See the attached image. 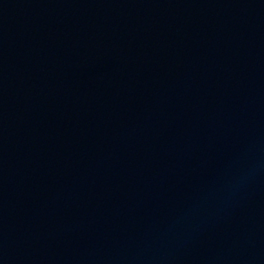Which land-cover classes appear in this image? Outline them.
<instances>
[{
  "label": "water",
  "instance_id": "1",
  "mask_svg": "<svg viewBox=\"0 0 264 264\" xmlns=\"http://www.w3.org/2000/svg\"><path fill=\"white\" fill-rule=\"evenodd\" d=\"M0 264H264V0H0Z\"/></svg>",
  "mask_w": 264,
  "mask_h": 264
}]
</instances>
